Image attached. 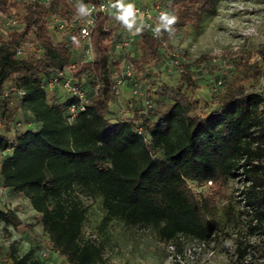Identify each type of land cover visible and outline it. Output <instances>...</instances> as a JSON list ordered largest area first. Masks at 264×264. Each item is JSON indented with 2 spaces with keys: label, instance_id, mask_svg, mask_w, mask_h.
Segmentation results:
<instances>
[{
  "label": "trees",
  "instance_id": "16d2710c",
  "mask_svg": "<svg viewBox=\"0 0 264 264\" xmlns=\"http://www.w3.org/2000/svg\"><path fill=\"white\" fill-rule=\"evenodd\" d=\"M19 1L0 0L4 14L22 7L21 19L25 22L22 30L10 32L8 38L0 36V91L6 81L16 80L13 86L25 91L18 99L19 105L39 128H27L14 137L0 133V153L10 150L0 161V174L4 188L24 193L42 214L43 229L56 252L72 264H96L102 260L100 246L81 241L86 211L80 204L66 200L77 189L101 195L107 219L152 226L162 239L174 243L182 236L207 241L218 225L208 217L206 200L201 202L190 184L242 177L245 189L241 199L256 222L264 223L263 94L248 92L243 84H237L217 93V105L202 114L198 112V101L187 94L194 83L185 73L180 76L186 78V88L162 83L156 89L158 105L170 100L166 110L153 106L149 111L137 110L131 116L111 119L110 97L115 94L112 86L118 72L111 73L112 50L106 41L114 30L108 26L111 16L100 13L92 34L100 56L94 62H82L74 72L80 84L89 86L94 83L91 73L97 72L102 89L87 110L70 123L67 111L75 97L67 92V98L59 104L48 96L61 85L53 91L42 86L53 70L75 64L73 46L56 43L46 24V18L58 12L59 4L69 3L53 0L49 6H41ZM80 1L75 11L99 0ZM197 1L198 6L178 0L176 22L169 25L180 29L196 22L203 12H215L210 0ZM119 26L117 40L124 35L122 24ZM69 32L77 34L78 30ZM30 34L36 36L41 47L35 60L16 56V48ZM137 42L143 54L160 57L162 39L144 27H139ZM133 62L135 65L136 58ZM86 71L88 79L83 80L81 76ZM131 78L128 81L132 82ZM12 106L0 99V123L8 132L14 129L16 117ZM139 126L143 133L138 132ZM53 201L59 206L53 207ZM0 219L15 228L23 223L11 208H0ZM34 252L31 247L18 255L13 248L11 264H42Z\"/></svg>",
  "mask_w": 264,
  "mask_h": 264
},
{
  "label": "rangeland",
  "instance_id": "374dc122",
  "mask_svg": "<svg viewBox=\"0 0 264 264\" xmlns=\"http://www.w3.org/2000/svg\"><path fill=\"white\" fill-rule=\"evenodd\" d=\"M110 1L112 14L108 26L114 31L106 41V46L112 50L111 73L116 74L122 63L120 55L114 52V42L120 31L115 6L122 0ZM136 1L141 5L160 1L164 14L170 16H175L177 11L178 0ZM187 1L195 6L200 4L197 0ZM210 1L215 8L214 13L203 12L196 22L180 29H174L164 19L159 20V24H164L159 58L143 54L140 42L135 44L137 62L132 82L128 81L122 87L119 96L111 94L108 117L131 116L137 110L149 111L153 106L162 110L169 108L170 100L163 106L158 105V86L168 83L184 85L186 88L187 83L184 76L164 70L166 49L178 52L187 68L190 80L194 83L187 89V94L192 100L198 101V112L202 114H208L217 105V93L222 94L237 84H243L248 92L264 95V0ZM19 2L23 3L21 0ZM67 2L68 6L59 4L56 15L71 18L76 12L80 13L75 11L80 0ZM22 14V7L14 8L6 17L0 18V36L8 38L10 32L22 30L25 26ZM48 31L56 43L62 41L73 46L77 65L74 71H78L82 62L87 60L84 41L76 32L60 31L54 27L48 28ZM22 46V58H39L41 47L34 34H30ZM94 49V58L98 59L100 50L96 46ZM88 74V71L84 72L81 78L88 79ZM219 79L223 84L218 87V92L215 82ZM135 82L146 92V99L133 93ZM15 83L16 80L12 84ZM48 97L50 101L62 104L67 98V91L58 86ZM146 102L152 106L146 107ZM12 108L16 113L14 129L8 132L6 126L0 123V133L14 137L27 128H39L30 113L20 107L18 99ZM261 108L264 114V103ZM4 155L0 153V157ZM190 186L201 202L206 200L208 217L218 225L213 237L207 241L182 236L174 243L162 239L152 226H133L118 218L107 219L101 195H89L77 189L67 195L66 200L80 204L86 211L81 241L94 242L101 247L102 260L96 264H264V223L256 222L251 209L241 199L245 189L243 178L191 183ZM9 192L11 189L6 188L0 196V208L16 210L23 224L15 228L0 219V264L11 263L9 256L13 248L18 255H22L31 247L35 248L34 257L39 258L42 264H72L56 251L48 259L41 258L40 248L44 245L52 247L49 234L41 223L42 214L32 207L30 198L22 192H15V197L4 198ZM52 206L58 207L59 203L53 201Z\"/></svg>",
  "mask_w": 264,
  "mask_h": 264
},
{
  "label": "built area",
  "instance_id": "2783aa9c",
  "mask_svg": "<svg viewBox=\"0 0 264 264\" xmlns=\"http://www.w3.org/2000/svg\"><path fill=\"white\" fill-rule=\"evenodd\" d=\"M38 4L41 6H49L53 0H25ZM125 9H130L132 15L128 17L123 16ZM100 13H107L111 16V1L99 0L98 2H91L82 5L80 13H76L71 18H64L58 15H50L46 18L48 28H56L60 31H69L77 29L79 38L84 41V53L86 55L85 62H94L95 49L92 41V34ZM0 9V18L6 17ZM115 15L118 16V21L122 24L124 35L122 39L114 42V52L120 55L122 67L115 77L112 89L115 94L120 95L122 87L128 82L129 78L133 76L135 65L133 59L136 58L134 45L139 27H144L153 36L162 38L161 24L159 20L164 15L163 5L160 1H155L151 4H138L136 0L119 1L115 6ZM79 23V24H78ZM163 48L165 46L163 45ZM24 54L23 46L16 48V56L22 58ZM165 58L163 68L170 74L182 75L187 73V68L181 61L178 52L173 50H165ZM228 67L227 65H225ZM223 67V65H222ZM74 69L76 64L72 63L62 69L53 70L48 78L43 81V87L48 91H53L56 86L61 85L70 96L75 97V101L70 104L67 111L68 120L70 123L76 121L81 112L87 110L88 105L94 97L100 94L102 89V82L97 72L93 71L92 77L94 83L92 85L80 84L75 75ZM14 81H6L0 91V99L7 100L11 105H14L19 97L23 96L25 91L23 88L13 86ZM83 83V81H82ZM216 84V90L222 86L223 82L219 79ZM219 92V91H218ZM133 93L137 96L146 99V92L141 90L137 82L133 84ZM148 102V101H147ZM146 107H151L147 104ZM20 123V122H19ZM139 133H143L142 126L137 128ZM5 192V188L0 185V196ZM56 250L53 247L44 245L40 248L39 254L41 258L48 259Z\"/></svg>",
  "mask_w": 264,
  "mask_h": 264
},
{
  "label": "clouds",
  "instance_id": "9594fccd",
  "mask_svg": "<svg viewBox=\"0 0 264 264\" xmlns=\"http://www.w3.org/2000/svg\"><path fill=\"white\" fill-rule=\"evenodd\" d=\"M131 15H132V13H131L130 9H125L124 10V12H123V16L124 17H128V16H131ZM162 19H164L168 24H174L176 22V17L175 16H170L167 13H165L162 16Z\"/></svg>",
  "mask_w": 264,
  "mask_h": 264
},
{
  "label": "crops",
  "instance_id": "0c3cea01",
  "mask_svg": "<svg viewBox=\"0 0 264 264\" xmlns=\"http://www.w3.org/2000/svg\"><path fill=\"white\" fill-rule=\"evenodd\" d=\"M6 153H10V150L9 151H7V152H4L3 154H6ZM2 157L3 156H1L0 157V161H1V159H2ZM0 185L2 186V177H1V174H0ZM6 189V188H5ZM7 189H11V192H9L7 195H6V197H4V198H12V197H15V192H18V191H15L14 189H12V188H7ZM19 193H21V192H19ZM17 196V195H16ZM17 212V211H16ZM23 224V223H22ZM21 226V225H20ZM19 226V227H20ZM12 262V261H11ZM11 264V263H10Z\"/></svg>",
  "mask_w": 264,
  "mask_h": 264
}]
</instances>
